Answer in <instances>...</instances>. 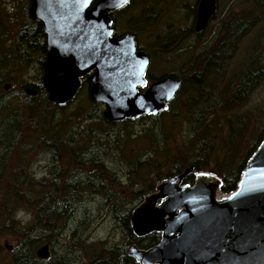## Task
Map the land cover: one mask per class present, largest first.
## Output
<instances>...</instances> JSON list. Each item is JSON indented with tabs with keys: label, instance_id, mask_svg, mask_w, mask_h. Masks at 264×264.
Returning a JSON list of instances; mask_svg holds the SVG:
<instances>
[{
	"label": "trees",
	"instance_id": "trees-1",
	"mask_svg": "<svg viewBox=\"0 0 264 264\" xmlns=\"http://www.w3.org/2000/svg\"><path fill=\"white\" fill-rule=\"evenodd\" d=\"M3 1L6 0H0L1 5ZM10 1L15 3L12 8L7 9L4 6V9L0 8V85L10 74L11 62L17 61L21 65H26L27 61L36 55L44 68L46 58V50L41 42L43 36L41 25L39 22L33 21L28 13L30 0ZM20 4L23 5L20 6ZM122 11V15L125 16L126 9ZM110 15L117 27L118 21L115 13ZM233 15L238 19L241 15H245V17L255 15L263 21L264 0L252 1L251 9L246 14L241 12L233 13ZM231 21L234 22L228 29L229 61L234 57L240 41L245 36V31L240 29L238 21ZM18 35L20 40L17 42ZM8 41H13V43ZM222 41L219 39L218 51L222 50ZM245 66L247 67L246 76L241 78L234 91L229 93L226 103L221 99L212 100L204 109H195L192 99L202 97L205 93L176 94L170 106L179 103L180 98L183 99L179 103L180 109H185L193 119V135L186 143L179 144L175 152H172L168 147L166 136H161L159 140V133L151 132L153 129H157L161 116L170 107L165 108L156 116L141 117L140 120L151 124L149 130L145 129V133H140V135L150 141L147 153H153L154 156H148L145 160L138 158L134 163L129 161L131 171L137 173L139 165L149 167L153 173H156V179L161 182L180 173L183 167L195 165V172L198 173L207 171L209 165L217 164L222 168V172L219 174L223 181L222 192L230 193L235 190L247 160L264 138V130L254 146L241 158L238 137L241 136L242 124L246 123L248 114L238 116V120L241 122L234 124L233 115L229 113L234 108L239 109L244 105L250 98L252 89L264 77V31ZM85 82L90 83L88 79H85ZM31 85L35 86L39 92L35 97L26 95L24 91L16 93L15 90L0 94V216L6 221L4 226L10 228L19 240L15 250L9 254L7 248L0 241V264H41L47 261L38 259L36 255V250L44 242V239H47L46 242L49 243L51 249L50 253L54 258L52 246L66 238L67 222L76 217L77 204L83 201V195L92 191L102 193L105 200H112L108 203V210L122 229L123 235L121 241L110 247H94L95 252L91 255H87L88 252H85L84 256L88 259L77 264H140L128 255L130 246L137 244L141 248H150L160 241L161 235L154 232L145 237H136L130 227V216L135 201L141 202L144 193L154 191L158 183L155 184L156 186L150 185L144 191H132L133 204L131 201L124 202L122 198L115 200L109 189L104 186V182L97 179L95 166L104 167V164L101 163V160L96 161L93 157H86L79 152V148L74 147L73 135L70 131L72 129H65L64 126L70 120L69 118L64 121L55 118L54 111L59 108L65 109L67 105L58 107L49 100L42 79ZM94 105L97 107V104ZM77 115L82 114L77 113ZM216 116L224 119L226 131L215 119ZM97 117L108 126L124 124L129 128V123L135 121L109 122L104 118L100 109L97 112ZM105 127L99 130L107 135L108 130ZM35 133L38 134L36 143H28L30 136ZM137 135L139 134L129 130L123 139L124 141L125 139L135 141ZM100 144L110 147L105 142ZM120 145H123V141L121 143V140L118 139L112 148H119L123 151ZM164 145L166 148L163 154L166 157L162 164L161 156L163 157V155H161L160 149ZM48 149L52 151V162L57 164L56 168L49 171V176L37 180L31 178L27 163L35 154L39 153V150ZM220 151L223 152L222 156L219 154ZM170 160H172L170 169L165 173H160L161 167L168 166ZM64 165H68V167ZM111 180L114 181L113 178ZM184 183L192 185L194 174L187 177ZM17 207H23L30 211L33 214L32 220L28 223L17 220L14 214ZM68 236H74L73 230ZM83 244H85L83 247L89 245V243ZM65 255L67 253L62 251L59 258H54V261L49 260L47 264H68Z\"/></svg>",
	"mask_w": 264,
	"mask_h": 264
},
{
	"label": "water",
	"instance_id": "water-1",
	"mask_svg": "<svg viewBox=\"0 0 264 264\" xmlns=\"http://www.w3.org/2000/svg\"><path fill=\"white\" fill-rule=\"evenodd\" d=\"M31 0V19L42 22L47 59L44 87L58 107L77 95L81 78L91 71L89 96L104 106L109 122L158 115L176 96L180 82L165 77L145 92L144 72L149 58L136 51L133 36H114L110 13L122 0ZM129 1V0H128ZM128 3V2H127ZM216 0H201L197 30L214 13ZM9 85L5 87L8 89ZM37 90L26 88L30 97ZM195 165L157 184L133 208L130 227L138 238L160 233L150 247L130 246L128 255L140 264H264V138L248 159L237 188L222 192L223 181L213 172L196 173ZM194 174L192 185L184 180ZM40 260L50 246H40Z\"/></svg>",
	"mask_w": 264,
	"mask_h": 264
},
{
	"label": "rangeland",
	"instance_id": "rangeland-1",
	"mask_svg": "<svg viewBox=\"0 0 264 264\" xmlns=\"http://www.w3.org/2000/svg\"><path fill=\"white\" fill-rule=\"evenodd\" d=\"M252 1L254 2V0H220L219 13L222 14L225 12V17L223 19L230 15V24L234 22L231 20H237L239 24V19L234 16L233 13L239 14L242 12L246 14V12L251 9ZM194 2L193 0H158V2H152V4L142 3L140 4L142 7L139 14L140 16L138 13L134 12L135 15L139 16L136 22L127 24L126 18L116 13L115 17L118 21L117 31L124 32L126 30V25H128V27L134 29L133 31L139 36L137 37L139 40L138 42H140L139 44L151 50L155 49V52L158 54L156 55V60H160L161 62H163V60L167 61V63H169V71L182 74L185 62L192 56L191 54L194 55V52L198 53L202 48L205 51L209 44H211L209 51H213L218 48L219 39L222 40L224 38L222 34L218 35L219 32L216 34L214 32L216 30L215 27L220 20H222L220 17L211 24L204 38L196 41V45H194V40L189 35L185 37V44L193 45L192 49L184 50L180 52V54L174 52L171 54H159L157 48L158 43L165 41L164 37L172 31V28L173 30H188L192 25L193 16L190 8L194 7ZM184 3L190 8H187ZM14 4L13 1L6 0L3 1L2 5L0 4V8L4 9V7H6L10 9ZM22 5L23 4H20V6ZM136 11H139V9ZM150 14L151 16L154 15V17L149 18ZM151 19H153L155 23H150L149 21ZM250 20L254 21L255 18H250ZM255 28L256 29L249 34L245 33V36L240 41L237 52L228 63L225 80L206 81L205 85L202 86L200 90V93H205V95L203 94L202 97L192 99L195 109H204L212 100L218 101L221 99L224 103L228 101L229 93L234 91L238 81L247 70L245 65L251 58L253 49L264 31V20L262 21L260 18ZM8 42L13 43V41ZM10 64V74L0 85V94L12 90H15L16 93H21L22 91L26 93V88L36 83L42 77L43 66L36 55L32 56V58L27 61L26 65H21L17 61H13ZM7 85H9V88L5 89ZM225 85L228 86L226 87ZM223 87L226 88L227 92L217 93L218 90L222 91ZM89 89L90 83L83 82L77 95L66 108H59L54 111L55 118L59 121H64V119L69 118L70 120L68 123H65L64 126L65 129H72L70 131L73 135L74 147L79 148V152L86 157H93L96 161L101 160V163L104 164V167L101 165L95 166L97 179L104 182V186L109 189L115 200L122 198L126 203H129V201L132 202L134 201L131 195L132 191H144L147 190L150 185H155L160 182L155 177L156 173H153L149 167H142L139 165L137 167L138 172L134 173L130 169L131 165L129 166V161L134 163L138 158L145 160L148 156H154L153 153H147L150 148V141L140 135V133H145V129L149 130L151 124H147L139 119L129 123V128L124 124L115 126L106 125L97 117L98 110L100 109L103 111L104 106L90 99ZM250 93V98L241 108H234V110L229 113L233 115V120H235L234 124H239L241 122L238 120V116H244L245 113L248 114L246 123L242 124L243 130L241 136L238 137L241 158L254 146L255 142H257L261 136V132L264 130V77ZM221 96L222 98H220ZM182 101L183 99L180 98L179 103ZM179 103H175L172 107L168 105L167 108H170L161 116L159 126L157 129L151 131L159 133V140L161 136H166L168 139V147L172 152H175L179 144L186 143L193 135V119L189 113H186L185 109H180ZM94 104H97V107ZM77 113H81L82 115H77ZM215 119L219 121L220 125L223 126V130L226 131L227 127L224 124V119L220 116H216ZM62 124L63 123H61V125ZM104 126H106L105 129L108 130L107 135L99 130L102 127L104 128ZM129 130L139 134L135 137V141L132 139H125L124 141L123 138L129 133ZM103 131L106 132V130ZM37 135V133L32 134L28 143L35 144ZM118 139L121 140V143L123 141V145H120L123 151L119 148H112ZM101 142L107 143L106 145H110L111 148L101 145ZM165 148L166 145L160 149V153L163 155V157L160 155L163 162L162 164H164L166 157L163 154ZM219 154L222 156L223 152L220 151ZM52 156L53 154L50 149L39 150V153L35 154L26 165L28 167L29 176L36 180L49 176V171L57 166L56 163L52 162ZM171 163L172 160L168 161V166H162L160 173L167 172L170 169ZM64 166L68 167V165ZM184 168L185 167H183L182 170ZM207 171L214 172L219 176L220 172H222V168L218 167L217 164H212L207 167ZM111 178H113L114 181H112ZM151 192H146L144 195L150 194ZM82 198L83 201L77 204L76 217L67 222L66 238H63L61 242L58 241L52 246L54 258L56 259L60 257L62 251L67 253L65 259L68 260V264H77L83 262V260H87L88 257L84 256L85 252L89 253H87V255H91L95 252L94 247H110L114 243L121 241L123 235L122 229L117 225L115 219L108 210V203L112 200H105L106 198L102 193H97L95 191L84 194ZM139 203L140 201H135V206ZM14 214L16 219L23 223H28L33 218V214L23 207H17ZM5 223L6 221L0 216V241L4 247L7 248V253L9 254L15 250L19 240L16 235L12 233L10 228L8 229L4 226ZM71 230H73L74 233L73 237L68 236ZM46 240L47 239H44V242L40 244L39 247L44 244L49 245ZM83 243H89V245L83 247V245H85ZM54 258L50 253L49 258L46 260L54 261ZM47 261L41 264H47Z\"/></svg>",
	"mask_w": 264,
	"mask_h": 264
},
{
	"label": "flooded vegetation",
	"instance_id": "flooded-vegetation-1",
	"mask_svg": "<svg viewBox=\"0 0 264 264\" xmlns=\"http://www.w3.org/2000/svg\"><path fill=\"white\" fill-rule=\"evenodd\" d=\"M193 1H195L193 8L188 7L187 4L184 3L187 6V8L191 9L192 16H193L192 25L189 27L188 30H185V29L173 30L172 28V31H170L169 34L164 37L165 41H161L160 43H158L157 48H158L159 54H166V53L171 54L173 52L176 54L178 53L180 54V52H183L184 50L192 49L193 45L185 44V39H186L185 37L189 35L194 40V45H196V41L199 39H203L207 31L210 29L211 24L217 21L220 17L222 20H220V22L217 24V26L215 27L216 30L214 32L215 34L219 32L218 35L222 34V37L224 38L222 39L223 41H222L221 51H218V48L213 51H209V49L211 48V44H209L205 51L202 48L198 53L194 52V55L191 54L192 56H190L189 59H187L185 62V67L182 69V74L169 71L168 69L169 63H167V61L163 60V62H161L160 60H156V55L158 54L155 52V49L151 50L139 44L140 42H138L139 40L137 39V37L139 36H137L136 32L133 31L134 29L129 28L128 25H126V30L124 32H118L115 21L111 17L113 20V27H114L113 35L116 37H122L126 34L133 36V38L135 39V43H136V51L144 52L145 54H147L149 58V63L144 72L145 84L139 87L138 91L145 92L146 89L149 87V85L165 77H173L174 79L180 82V88L177 91V93H200L201 87L205 85L206 81L211 82V81H219V80L224 81L225 80L226 70H227V66L229 63V60H228V56H229L228 29L230 27L229 25L230 15L227 16L225 19H223L225 17V12H223L222 14L219 13L220 11L219 1L220 0H216V7H215L214 13L209 17L205 26L201 30H197L198 13H199V6H200L201 0H193ZM97 2L98 0H93L89 9H91ZM152 2H158V0H129L128 3L124 7L118 10L112 11L111 13H115V15L116 13H119V16H123L122 10L126 9V13H125L126 15L124 17L126 18L127 24H130L131 22L138 21L137 19L139 18L140 16L139 14L142 10V7L140 4L142 3L152 4ZM30 5H31V0H30ZM137 9H139V11H136ZM134 12L138 13L139 16L135 15ZM153 17L154 15L152 16L151 14L149 15V18H153ZM253 17L255 18V20L251 21L250 18H253ZM256 20L259 21L260 19L257 18L255 15L253 16L248 15L246 17L245 15L244 16L241 15L239 16L238 25L242 31H245V33L246 32L250 33L256 29L255 28L257 24ZM33 21L39 22L41 25V29L43 33L41 42L44 44V47H45L44 50H46L45 51V57H46L45 62H46V59H47L46 34L43 28V24L42 22L37 21V20H33ZM149 22L155 23L153 22V19H151ZM19 37L20 36L18 35L16 39L17 42L20 40ZM92 73L93 71H91L89 74L81 78V85L83 84V82H85V79H88V76L91 75ZM245 76H246V72L244 73L242 78H244ZM43 77H44V68H43V73L41 77L43 81V86H44ZM225 86L227 87L228 85H225ZM30 87L37 90L35 86L30 85ZM226 92L227 91L225 87L222 88V91L221 90L217 91V93H226Z\"/></svg>",
	"mask_w": 264,
	"mask_h": 264
},
{
	"label": "snow or ice",
	"instance_id": "snow-or-ice-1",
	"mask_svg": "<svg viewBox=\"0 0 264 264\" xmlns=\"http://www.w3.org/2000/svg\"><path fill=\"white\" fill-rule=\"evenodd\" d=\"M84 4L88 3V0H83ZM128 0H122V3L127 4Z\"/></svg>",
	"mask_w": 264,
	"mask_h": 264
},
{
	"label": "bare ground",
	"instance_id": "bare-ground-1",
	"mask_svg": "<svg viewBox=\"0 0 264 264\" xmlns=\"http://www.w3.org/2000/svg\"><path fill=\"white\" fill-rule=\"evenodd\" d=\"M26 116H27V115H26ZM247 162H248V160H247ZM247 162H246V163H247Z\"/></svg>",
	"mask_w": 264,
	"mask_h": 264
}]
</instances>
